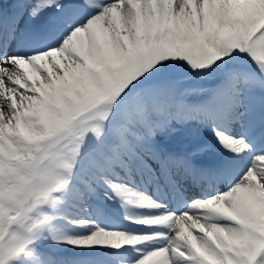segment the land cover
<instances>
[{"label": "snow or ice", "instance_id": "6c2138e0", "mask_svg": "<svg viewBox=\"0 0 264 264\" xmlns=\"http://www.w3.org/2000/svg\"><path fill=\"white\" fill-rule=\"evenodd\" d=\"M0 145L43 178L35 210L21 185L19 207L0 200V264H73L65 244L133 246L131 264H264V0L0 6ZM61 194L85 211L119 201L153 231L80 217L90 234L59 236ZM25 210L39 223L9 219Z\"/></svg>", "mask_w": 264, "mask_h": 264}, {"label": "bare ground", "instance_id": "6f19581e", "mask_svg": "<svg viewBox=\"0 0 264 264\" xmlns=\"http://www.w3.org/2000/svg\"><path fill=\"white\" fill-rule=\"evenodd\" d=\"M0 6H2L4 10H7V8H8L7 5L4 2H2L1 0H0ZM13 7H14V5L12 6V8ZM4 155H5L4 150L0 147V200L4 201L5 203H11L15 207H19L20 205H19V202L17 200V197L22 195V193L16 187V185H21L23 187L24 193H25L24 178H22L20 175L16 176L15 174H18L17 172L15 174H10L14 169H11L10 165L7 164L8 162L5 160ZM17 165L18 164L15 165V167H14L15 169L17 168ZM72 182L76 183L75 179H73ZM186 191H187V194L189 196L195 197V198L198 196V194H201V190L199 188H197L196 186L189 187ZM61 195H62L60 197L61 200L66 198L68 201L64 202L62 204H59L57 206L59 211L56 212L55 214L53 213V211H50V212H52L55 215L54 218L58 219L59 224L62 225V222H63V223H66V225L69 224L70 226H72V231L65 229L64 227L60 226L58 223L55 222V224L53 225L55 228L58 226L61 229L64 228L62 231L58 230L56 228L59 236H65V235L76 236V235H81V234H83V235L90 234V232L88 230L76 227L70 222L72 219H76V218H80V217L90 219V220L94 221L96 224H98V223L103 224L102 227H104L106 230L120 231V230L115 229L116 224L103 219L102 217H100L98 214H96L94 212H91V215L86 213V216H85V211H83V209L81 207L74 206L75 205V197L74 196L65 197L63 194H61ZM149 195H151V192L149 193ZM96 199H98V198H96ZM172 207H175V205L173 204ZM71 208H72V210H71ZM75 210L79 213L78 214V215H80L79 217L77 216L76 212H74ZM127 214L130 216H144V215H151L152 213L148 212L147 210L133 208L131 210H128ZM123 220H125V219H123ZM125 221L129 223L128 227H130L133 230L132 233L139 234V233H145V232L153 231V229H151V228H147V227L142 226V225H137L134 222H131L128 220H125ZM55 225H58V226H55ZM127 248L135 250V248L133 246H127ZM62 249L66 253V255L70 256V257H73V253L82 252V250H77L74 248V246L66 245V244L62 246ZM83 251H86V250H83ZM97 253H101L103 256H105L107 258H111V259H113L114 257H119V255H120V251H118V250H101L100 252H97ZM85 260H87V259H84L82 261V264H84Z\"/></svg>", "mask_w": 264, "mask_h": 264}, {"label": "rangeland", "instance_id": "374dc122", "mask_svg": "<svg viewBox=\"0 0 264 264\" xmlns=\"http://www.w3.org/2000/svg\"><path fill=\"white\" fill-rule=\"evenodd\" d=\"M14 0H3V2L6 3V5H10ZM195 83V82H193ZM0 147L4 150V158L5 160L8 162L7 164L10 165V168L11 169H14L10 174H15L17 171L16 169L14 168L16 164H19L20 163V159L18 158L19 156L22 155L21 152H19V150H15L7 145H0ZM78 171H79V168H78ZM18 173V172H17ZM16 176L19 175L18 174H15ZM13 178V177H12ZM33 182H29L28 180H25L24 179V186H25V194H30L32 196V205H31V208L29 210H35V208L37 207V205L40 203L41 201V187H42V182H43V178L41 176H38L37 174L33 173ZM62 196V195H61ZM60 196V197H61ZM64 202H67L68 200L66 198L63 199ZM107 205H108V210L110 212V214L112 215H116L117 211L118 210H124L120 207L119 205V201H104ZM112 202V205H110L109 203ZM67 204V203H66ZM83 209V208H82ZM72 210V208H71ZM83 211H85L83 209ZM94 210L92 209V206L88 207L87 208V211H85V216H86V213L91 215V212H93ZM74 212H76L77 216L79 217L80 215H78L79 213L75 210ZM49 215H54L52 212H49L48 213ZM100 217H102L103 219H106L104 217V215L108 218V221H112V222H115L114 220V216L112 215H109V214H98ZM76 216V217H77ZM24 218V219H28L31 221L32 224H38L39 221L37 220H33L31 219V217L28 216V210H25V211H22V213H18L16 214L15 216H10L9 219L12 221V222H17V218ZM55 217V215H54ZM116 217V216H115ZM107 220V219H106ZM56 223H58V219H53L52 223L53 225ZM59 224V223H58ZM60 226L64 227L65 229L67 230H71L72 231V227L71 226H66V223H63L62 222V225L59 224ZM98 225L100 227H102L103 224H100L98 223ZM55 226H58V225H55ZM58 230H63L61 229L59 226L56 227ZM115 228V227H114ZM117 230H120V231H126L128 229H124L123 227H117L116 228ZM131 233V232H129ZM123 255H121L122 257L117 258V262L113 263V264H118V263H122V264H131L132 260L138 258V255L139 253L137 251H128L127 249L126 250H121ZM90 258H88L87 260L84 261V264H96V262H98L99 260L97 259L98 257L97 256H89ZM119 261V262H118Z\"/></svg>", "mask_w": 264, "mask_h": 264}]
</instances>
